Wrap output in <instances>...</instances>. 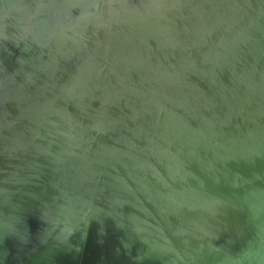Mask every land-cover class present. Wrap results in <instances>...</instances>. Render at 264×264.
Segmentation results:
<instances>
[{"label": "water", "instance_id": "water-1", "mask_svg": "<svg viewBox=\"0 0 264 264\" xmlns=\"http://www.w3.org/2000/svg\"><path fill=\"white\" fill-rule=\"evenodd\" d=\"M0 264H264V0H0Z\"/></svg>", "mask_w": 264, "mask_h": 264}]
</instances>
